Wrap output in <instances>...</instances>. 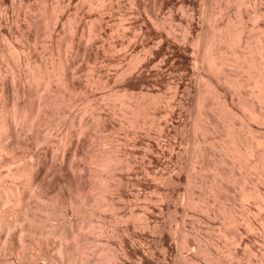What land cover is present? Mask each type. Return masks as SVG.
<instances>
[{
    "label": "bare ground",
    "instance_id": "6f19581e",
    "mask_svg": "<svg viewBox=\"0 0 264 264\" xmlns=\"http://www.w3.org/2000/svg\"><path fill=\"white\" fill-rule=\"evenodd\" d=\"M58 1L48 9L46 0H0V253L8 242L13 254L24 251L26 236L32 238L40 230L36 224L56 221L49 232L62 239L59 254L62 241L71 239L74 264H99L106 249L113 250L105 258L109 264H120L121 250L110 249L115 246L109 244L115 232L111 224L122 225L121 235L135 216L138 228L148 232L150 244L156 245L163 228L158 220L161 203L174 201L171 187L178 184L177 171L184 161L175 141H161L165 128L168 133L180 127L174 118L186 110L195 121L188 127L194 151L185 181L200 189L208 187L213 203L218 200V211L212 206L204 211L222 218L221 232L225 238L232 234L233 241L227 257L241 264L246 254L242 247L257 242L256 231L264 232V0H214L218 9L215 19L211 17L214 21L204 8L209 0H126L130 7L125 10L120 0ZM194 5L203 16L200 23L195 22ZM114 9L125 21L120 27L108 15ZM114 37L118 40L109 44ZM20 39L23 42L15 49ZM170 45L184 52L186 66L182 75L178 70V81L172 59L164 53ZM105 63L115 72L102 70ZM162 85L168 95L163 92L161 98ZM159 110L164 123L156 120ZM119 132L122 137L115 138ZM130 136L141 139L131 141ZM155 148L168 149L177 164L159 174L153 170L152 186L147 185L152 192L159 186L171 191L147 198L146 206L129 207L127 215H117L121 207L115 200L124 202L129 172L136 167L132 157L145 158ZM148 169L143 168L144 174L152 176ZM178 199L183 214L198 200L189 192ZM237 201L250 204L244 208L243 222L232 214ZM137 208L142 209L140 216L134 213ZM69 213L75 221L65 222ZM251 214L260 219L253 220ZM3 224L8 230L1 229ZM239 225L244 232L237 229ZM138 244L131 242L134 257L123 256L122 251L130 264L161 263L149 245L144 249L147 244ZM183 244L186 248L189 243ZM204 250L211 264H217L214 250ZM227 259L219 264H230Z\"/></svg>",
    "mask_w": 264,
    "mask_h": 264
},
{
    "label": "rangeland",
    "instance_id": "374dc122",
    "mask_svg": "<svg viewBox=\"0 0 264 264\" xmlns=\"http://www.w3.org/2000/svg\"><path fill=\"white\" fill-rule=\"evenodd\" d=\"M34 3H37L36 2V0H32ZM52 1V2H51ZM56 1H58V0H56ZM55 0H46V3L47 2H49V3H47V5H46V7L48 8V9H50L51 8V5H52V7L53 6H55L56 4H58V2H56ZM210 1V0H209ZM208 1V2H209ZM214 0H211L210 2H209V4H205L204 5V8H206L205 10L207 11V13L209 14L210 13V15H208V17L212 20V21H214V14H216V12H217V7H216V2H213ZM120 2H121V4L124 6H122V9L123 10H125V8H128L129 9V4H128V1H126V0H120ZM213 2V3H212ZM52 3V4H51ZM56 3V4H55ZM49 4V5H48ZM214 4V5H213ZM196 5H194V6H192L191 8L193 9V10H195L194 11V19H195V22L196 23H200L201 21H203V16L200 14V15H198L199 13H198V11L196 10L197 8L195 7ZM207 6V7H206ZM214 7V8H213ZM216 7V8H215ZM195 8V9H194ZM96 9V8H95ZM95 9L93 8V9H91V12H93L94 13V11H95ZM208 9V10H207ZM115 10H117V11H115ZM115 11V12H114ZM114 11L112 10V12L110 13L109 12V16H111V17H114V18H112L113 20L115 19V22H114V24L113 25H115L116 23H117V25H119V27H120V24L121 25H124V23H125V21H124V19L123 18H121V12H120V10L118 11V9H114ZM216 11V12H215ZM118 12H120V13H118ZM197 12V13H196ZM167 16V15H166ZM81 17V16H80ZM214 18V19H212V18ZM118 18V19H117ZM123 20V21H121V20ZM201 19V20H200ZM121 21V22H120ZM112 24L110 25L111 27L113 26ZM122 27V26H121ZM19 32H21L20 30H18ZM18 32V33H19ZM44 39H46V37H43ZM43 38H41L40 40H42L44 43H46V41L45 40H43ZM47 40V39H46ZM118 39H116V37H114L113 39H112V41H111V39L110 40H108V42H109V44L110 43H112V42H114V41H117ZM21 42H23L21 39L19 40V41H17V42H15L14 44H15V49H19V46L21 45L20 43ZM41 42V41H40ZM39 42V43H40ZM107 42V43H108ZM42 44V43H41ZM44 45V44H43ZM174 46V47H173ZM177 47H178V45H176ZM175 45H170L169 46V48H170V50L168 49L167 51H164V53H167V55H168V57H169V59L171 58L172 59V63L173 64H171V67L173 68V72H176V76H175V80L176 81H178V79L181 77V75L183 74V72L184 71H182V69H184L183 67H185L186 66V61L184 60V52H183V49L181 48V47H176ZM173 48V49H172ZM179 49V50H178ZM41 50V49H40ZM39 50V51H40ZM174 50V51H173ZM18 51V50H17ZM42 51V50H41ZM171 53V54H170ZM42 54V53H41ZM173 56V57H172ZM176 57V59H175V57ZM183 58V59H182ZM39 59V58H38ZM175 59V60H174ZM185 62H184V61ZM105 64H107V63H105ZM185 64V65H184ZM99 66H101V65H99ZM105 66V67H104ZM103 69L102 70H106V72L108 73V72H110L111 71V74L113 73V72H115V71H113V70H115V69H113V66H111V67H109V65L107 64V65H102L101 66ZM169 67V66H168ZM172 68H170L169 67V69H172ZM101 69V68H100ZM181 69V70H180ZM104 70V71H105ZM163 70H165V69H163ZM163 70H161L164 74H165V72L163 71ZM178 70H180V71H182V73L180 72V71H178ZM160 71V74H162V72ZM177 73L178 74H180L181 73V75H178L177 76ZM175 74V73H174ZM184 78V79H183ZM182 79L183 80H185L186 78H185V76L183 77L182 76ZM159 81H161L160 79H159ZM162 88L161 89H163V90H161L160 92H162V93H160L161 95V98L162 97H165V95L163 94V92L166 94V96L168 95V91H167V89H165L166 87H165V85L163 86H161ZM165 87V88H164ZM166 91V92H165ZM33 99V98H32ZM162 100V99H161ZM161 108H162V106H160ZM159 107V109H161ZM179 111V113H180V108H177ZM162 111H163V108H162ZM162 111L161 110H159V114H158V119H156V120H158L160 123H164V119L160 116L161 115V113H162ZM182 111V113H180L179 114V116L178 117H175L174 118V120L176 121H174L176 124H177V126H178V123H183V124H188V126H186L187 127V130H186V127H184L185 129H183V127H181L182 125L181 124H179L180 125V127L178 126L175 130H171L170 132H168V133H166V131H168L166 128H165V130H164V137H163V140L161 141V142H165L164 144H166V143H168V141H170V140H172V141H175V143H176V146L177 147H179L178 149L180 150V152L183 154V159H182V161H183V163H182V166H183V169L179 172V170L177 171L178 172V174L180 175L179 176V182H178V184H176L175 186H173V187H171V189L172 190H174V192H173V195L175 196H173L172 198L174 199V201H173V199H172V201L173 202H171L170 201V203L171 204H169L168 202H162L161 203V208L163 209L162 211H163V213H161V215H159V219L158 220H160V222H162V226H163V228H160V230H159V234H162V235H160V240H159V242L155 245V244H150V235H149V233L147 232H144L145 230H143L142 228H138V226H139V224L138 223H140V222H138L139 220L137 219L138 217L137 216H135L136 218H132V219H128V222L129 221H131V222H129L128 223V225H126V227L125 228H128L125 232H122L123 234H124V237L125 238H123V234L121 233V235H120V232L121 231H123V229L124 228H122V225H120L119 227L118 226H116L117 224L115 223V225H113L114 223L112 222V229H114L113 231H115L114 233H116L117 231L119 232V228L121 229L120 230V232L118 233L117 232V234H114V236L116 237H114L113 238V234L111 235L112 236V238H110V239H112V240H110V242H109V244H111L110 246H113V245H115V246H113V248H110V249H114V248H116V250H121V251H119V252H121V254H122V251H124L123 253L124 254H122L123 256L124 255H127L128 257L130 256H132V257H134V255H133V251H132V249H131V242H133V243H135V245H139L138 243H141V245H143V246H145L146 244V246L145 247H143L144 249L146 248H148V249H152L151 251H153L154 250V254L157 256L158 254H159V256H157L158 258V262L160 263H162V264H186L185 263V261H186V259H189V258H192V260L194 259L195 260V262L194 263H189V264H211V260H209V258L211 257V256H206L205 255V250L204 249H208V248H210V250H214L213 252H215V253H213L212 251V253H213V255H214V258H215V260H217L216 261V263L217 264H219L220 262H222L223 260H226L228 257H229V255H228V253H229V247H228V245H230L233 241H232V234H228V236L225 238L224 236H223V234H222V230H223V222L224 221H222V218L220 217V216H218V217H216V218H214V216H213V218H212V216H209L208 215V213H206V211H204V210H206V208H208V207H211L212 206V208H214V210H216V211H218L219 210V206H220V203L218 202V200L217 199H215L216 201L213 203V201H214V199L212 198V193H211V195H210V190H209V188L207 187L206 189H200V188H197L196 186H194V185H190V184H188L186 181H185V175H186V173L189 171V165H190V161L192 160L191 158H192V152L194 151L193 150V148H194V146H193V144H192V142H193V137H192V135H191V132H189L188 133V131L190 130V128H189V130H188V127H189V124L191 125V123L193 122L194 123V121L195 120H193V118H191L190 117V115H187L188 113L186 112V110H181ZM185 111V112H184ZM186 114V115H185ZM183 121H181L180 119ZM185 121H184V120ZM190 119V120H189ZM177 120H179V121H177ZM193 120V121H192ZM157 121V122H158ZM191 121V122H190ZM187 122V123H186ZM197 122H198V120H197ZM196 122V123H197ZM192 123V124H193ZM199 123H202V121H201V119H200V122ZM199 123H197V126H201V124L199 125ZM179 129V130H178ZM176 131V132H175ZM175 133V134H174ZM118 134V133H117ZM117 134H113V136L116 138V136L118 137V136H120V137H122V135H123V133L122 132H119V134L117 135ZM171 136H170V135ZM182 135V136H181ZM197 134H195V136H196ZM185 136V137H184ZM189 136V137H188ZM198 137L197 138H199V136H200V133H199V135H197ZM131 137V139H129V141L131 140V141H133V140H135L134 138H136L137 140L138 139H141V138H138V137H135L134 136V138H132V136H130ZM129 137V138H130ZM184 137V138H183ZM115 138H113V141H114V139ZM165 139V140H164ZM167 139V140H166ZM177 139V140H176ZM182 139V140H181ZM140 141V140H139ZM167 141V142H166ZM181 147V148H180ZM151 150V149H150ZM158 152H157V151ZM168 150V149H167ZM165 148L162 150L163 152H161V151H159L158 149H153V150H151V152H149V154H148V152H147V156H145V158H143V157H140L141 155H139V157H136V156H138V154L135 156V157H132V159H134L133 161L134 162H136V164L134 163V165H136V167H137V171H136V167L132 170V173H131V171L129 172V175H131L130 176V180H129V185H128V190H127V194H125V195H123V199H124V202H123V200L121 201V202H117V201H119V200H115L116 201V205H118L119 206V208L121 207V210L119 211L118 210V212L119 213H117V215H127V212H129V207H136V206H140V207H143V206H146L147 204V202H145L146 201V199L147 198H149V199H153L154 200V198L155 199H157V198H160L161 196H163V194H165L166 193V191H171V189H167V187L165 188V186H159V187H157L156 189H155V191L154 192H152V187H150V186H152V180H153V178H154V171L156 172H158L157 174H159L160 172H162V171H165L164 169H173L174 167H176V158L175 157H169L170 155L168 154L169 153V151H167ZM184 151V152H183ZM190 151V152H189ZM186 152V153H185ZM153 153V154H152ZM159 153V154H158ZM156 154V155H155ZM154 155V156H153ZM151 157V158H150ZM131 159V160H132ZM146 159V160H145ZM154 159V160H153ZM170 159V160H169ZM136 160V161H135ZM145 160V161H144ZM148 160V161H147ZM150 160V161H149ZM189 160V161H188ZM158 161V162H157ZM140 162V163H139ZM150 164V165H149ZM162 164H163V166H162ZM152 165V166H151ZM154 165V166H153ZM168 165V166H167ZM172 166H173V168H172ZM143 168H149L148 170L149 171H151V172H149V173H151L152 174V176L149 174V175H147V174H144L145 172H143L144 170H143ZM152 168V169H151ZM163 168V169H162ZM185 168H187V169H185ZM189 168V169H188ZM154 170V171H153ZM161 170V171H160ZM184 170V171H183ZM186 170V171H185ZM188 170V171H187ZM134 171H135V173H134ZM137 172V173H136ZM190 172V171H189ZM140 173V174H139ZM133 174V175H132ZM137 175V176H136ZM139 175V176H138ZM136 176V177H135ZM148 176V177H147ZM150 176H151V178H150ZM133 177H134V179H133ZM146 180H144V179ZM144 180V181H143ZM137 182H139V183H137ZM145 182V183H144ZM147 182V183H146ZM143 183V184H142ZM151 183V184H150ZM147 184H150V186L149 185H147ZM188 184V185H187ZM137 186V189L135 188L136 186ZM190 185V186H189ZM139 186V187H138ZM180 186V187H179ZM162 187H164L163 189H162ZM175 187V188H174ZM188 187V188H187ZM140 188V189H139ZM139 189V190H138ZM142 189V190H141ZM152 189V190H151ZM213 189L214 190H216L215 189V187H213ZM147 190V191H146ZM188 190V191H187ZM141 191V192H140ZM161 192V193H160ZM176 192V193H175ZM185 192H189V193H192L193 194V197L195 198V200L196 199H198V200H196L195 202L197 203V201H198V203L196 204L195 203V206H194V208H192L191 210H189V211H187V213H182V209L180 208L181 206V202H182V200H180V201H178V202H175L176 201V199H178V198H181L182 199V195L183 194H185ZM201 192V193H200ZM205 192V193H204ZM126 193V192H125ZM130 193V194H129ZM138 193V194H137ZM150 193V194H149ZM152 193V194H151ZM175 193V194H174ZM135 194H137V195H135ZM140 194V195H139ZM149 194V195H148ZM180 196H179V195ZM196 194V195H195ZM206 194V195H205ZM216 194H218V191H216ZM127 195V196H126ZM147 196V197H146ZM202 196H204V197H202ZM136 197V198H135ZM138 197V198H137ZM205 197H207V198H205ZM202 198H203V200H202ZM128 199V200H127ZM200 199V200H199ZM212 199H213V201H212ZM179 200V199H178ZM138 201V202H137ZM145 203V205H144V203ZM203 201V202H202ZM208 202V203H207ZM121 205V203H125V204H122L121 206L119 205V204ZM163 203H164V205H163ZM169 205H168V204ZM175 203L177 204L176 206H175ZM178 203L180 204L179 206H178ZM166 204V205H165ZM201 206H200V205ZM124 205V206H123ZM135 205V206H134ZM198 207H197V206ZM203 205H204V207H203ZM250 204L249 203H240L239 201H237L235 204H233V207H232V214L237 218H240L241 219V221L240 222H243V220L244 219H246L247 217V215H246V210L248 209L247 207L249 206ZM252 205V207L254 208V206H253V204H251ZM123 206V207H122ZM164 206V207H163ZM170 208H169V207ZM206 206H208V207H206ZM236 206V207H235ZM167 207V208H166ZM234 207H235V209H234ZM256 207V206H255ZM169 208V209H168ZM246 210H245V209ZM251 208L252 210V212L253 213H256V208ZM199 209L201 210V211H199ZM136 210V209H135ZM134 210V213H135V215L137 214V215H141L140 213H142V209L140 210L139 208H137V210L135 211ZM140 210V211H139ZM168 210V211H167ZM234 210V211H233ZM245 210V211H244ZM123 211V212H122ZM117 212V211H116ZM169 212V213H168ZM171 212V213H170ZM196 212V213H195ZM246 212V213H245ZM173 213V214H172ZM235 213V214H234ZM244 213V214H243ZM262 213H264V212H262ZM116 214V213H115ZM143 214V213H142ZM169 214V215H168ZM73 215V213H69L68 214V218H67V216L65 215L64 216V218H63V216H59V217H62L64 220H65V218H66V220H65V222H69V221H72V220H74L75 221V219H73V218H75V217H73L72 216ZM74 215H75V213H74ZM209 217H208V216ZM251 215H253V217H252V219L253 220H259L260 219V215H258V216H256L255 217V215L254 214H251ZM257 215V214H256ZM72 216V217H71ZM77 216V215H76ZM200 216V217H199ZM264 217V214L263 215H261V217ZM161 217V218H160ZM208 217V218H207ZM210 217H211V219H210ZM250 217V218H251ZM62 218L61 219H59V218H57V219H59V220H62ZM72 220H71V219ZM257 218V219H256ZM77 219V218H76ZM136 219H137V224H135L136 223ZM162 219V220H161ZM164 219V220H163ZM168 219V220H167ZM58 220V221H59ZM64 220H62V221H64ZM133 220V221H132ZM167 220V221H166ZM45 221H48V220H45ZM44 221V222H45ZM61 221V222H62ZM135 221V222H134ZM215 221V222H214ZM222 221V222H221ZM50 222V223H49ZM49 222H45V224L44 223H40V225H39V223L38 224H36V227H37V229H40L39 230V232H37L38 230L36 229V227H35V229L37 230V231H34V234H32V238L31 237H27L26 236V241L29 243H27V242H25V246H26V248H24L25 250L27 249L28 250V252H27V250L25 251H21L20 253H15V254H13V252H12V250H11V246H10V243L8 244L7 243V246L2 250V254L0 255V258L2 257V263H0V264H74V260H71L72 258H73V256H71V255H74V253H76V251L74 250V249H70V247H72L73 245H72V241H70L71 239H69L68 241H66V242H69V243H67V245H66V242L64 243V241H65V239L62 241L63 243V248L61 249V254H59L60 252H57L58 251V249H59V240H62V239H60L59 238V240H58V238L55 236V237H53V235L51 236L50 235V229H52V227L53 226H55V224H56V221H49ZM51 222H52V224H53V226H52V224H51ZM48 223V224H47ZM135 225V227H133L132 228V225L133 224ZM127 224V223H126ZM182 224V225H181ZM47 225V226H46ZM130 225V226H129ZM133 225V226H134ZM136 225H137V227H136ZM215 225V226H214ZM52 226V227H51ZM167 226V227H166ZM169 226H172V227H169ZM219 226V227H218ZM39 227V228H38ZM41 227V228H40ZM124 227V226H123ZM165 227V228H164ZM169 227V228H168ZM3 228V229H2ZM117 228H118V230H117ZM180 228V229H179ZM243 228H244V226H242V225H239L238 227H237V229L238 230H240V231H242V232H244V230H243ZM1 229L2 230H4L5 231V229H7V227L3 224L2 226H1ZM42 229V230H41ZM134 229H135V231H134ZM139 229V230H138ZM142 229V230H141ZM163 229V230H162ZM212 229V230H211ZM217 229V230H216ZM8 230V229H7ZM6 230V231H7ZM117 230V231H116ZM133 230V231H132ZM219 230V231H218ZM40 231H42L41 232V234H40ZM142 231V232H141ZM214 231V232H213ZM35 232H37L38 234H39V236L40 237H38V234L37 233H35ZM48 232H49V234H48ZM128 232V233H127ZM166 232V233H165ZM179 232V233H178ZM183 232V233H182ZM5 233V232H4ZM125 233H127V235L125 236ZM141 235H140V234ZM256 234H257V242L255 241L254 242V244H252L253 242H251L250 244H247V246L246 247H242V253L244 252V253H246L245 254V256H242L243 258H242V261L240 262L241 264H264V259H262V257H261V253H264V238H262V236H264V232H262V230L259 232H255ZM260 233V234H259ZM262 233V234H261ZM3 234V233H2ZM12 234V233H11ZM36 234V235H35ZM130 234V235H129ZM142 234H144V235H142ZM5 235V234H4ZM28 235V234H27ZM36 236L35 238H34V236ZM46 235V236H45ZM50 237H49V236ZM117 235V236H116ZM138 235H139V237H138ZM174 235V236H173ZM3 236V235H2ZM29 236V235H28ZM122 237L121 239H120V237ZM141 236V237H140ZM144 236V237H143ZM161 236H162V238H161ZM168 236V237H167ZM185 236V237H184ZM209 236V237H208ZM52 237H53V239H52ZM127 237V238H126ZM130 237V238H129ZM180 237V238H179ZM192 237V238H191ZM203 237V238H202ZM38 238V239H37ZM46 240H45V239ZM51 238V239H50ZM57 238V239H56ZM118 238H119V240H118ZM139 238V239H138ZM148 238H149V240H148ZM172 238V239H171ZM205 238V239H204ZM224 238V239H223ZM10 239V238H9ZM55 239H56V242H55ZM114 239H116V240H114ZM130 239H131V241H130ZM139 241H138V240ZM147 239V240H146ZM32 240V241H31ZM33 240L37 243V245H36V243L35 242H33ZM39 240H40V242H39ZM129 242H128V241ZM136 240V241H135ZM145 240H146V242H145ZM169 240V241H168ZM38 241V242H37ZM54 241V242H53ZM58 241V242H57ZM120 241H121V246L119 247V245H120ZM125 241V242H124ZM190 241V242H189ZM196 241V243L194 244V242ZM43 242V243H42ZM113 244H112V243ZM123 242V243H122ZM169 242V243H168ZM171 242V243H170ZM183 242L185 243H189L188 244V246L185 248L184 247V244H183ZM198 242H199V244H198ZM213 243V244H211V243ZM224 242V243H223ZM46 243V244H45ZM179 243V244H178ZM193 243V244H192ZM223 243V244H222ZM256 243H258V244H256ZM57 244V245H56ZM61 244V243H60ZM70 244V245H69ZM117 244H118V246H117ZM171 244V245H170ZM215 244V245H214ZM31 245V246H30ZM40 245V246H39ZM46 245V246H45ZM72 245V246H71ZM148 245L150 246V248L148 247ZM155 245V246H154ZM196 245V246H195ZM198 245V246H197ZM212 247H211V246ZM263 245V246H262ZM24 246V247H25ZM33 246V247H32ZM41 248V249H39V247ZM53 246V247H52ZM67 246V248H65ZM69 246V247H68ZM181 246V247H180ZM234 246V245H233ZM262 246V247H261ZM46 247H47V249H46ZM58 247V248H57ZM118 247H119V249H118ZM122 247V248H121ZM128 247V248H127ZM156 247V248H155ZM217 247V248H216ZM31 248V249H30ZM74 248V247H73ZM178 248V249H177ZM184 248V249H183ZM191 248V249H190ZM199 248V249H198ZM201 248H202V250H201ZM246 248H248V249H246ZM39 249V250H38ZM43 249V250H42ZM67 249H69V250H67ZM126 249V250H125ZM155 249H156V251H155ZM168 249V250H167ZM177 249V250H176ZM233 249H234V247H233ZM244 249H246V250H244ZM257 251H256V250ZM60 250V249H59ZM72 250V251H71ZM127 250H129V251H127ZM166 250V251H165ZM183 250V251H182ZM190 252H188V251ZM36 251V252H35ZM44 251H46V252H44ZM52 251V252H51ZM69 253H68V252ZM75 251V252H74ZM132 251V252H131ZM182 251V252H181ZM200 251V252H199ZM248 251H249V253L251 252L252 254L251 255H248L249 253H248ZM10 252V253H9ZM67 252V253H66ZM106 253V254H104V253ZM102 253H103V256H102V254H100V256L98 257V263H99V261H100V263L101 264H109L110 263V259L109 260H107V259H105L107 256L110 258V253L109 252H111V254L113 253V250H111V251H109V249L107 250L106 249V252L105 251H103ZM127 252V254H125ZM200 254H199V253ZM227 252V253H226ZM22 253V254H21ZM24 253V254H23ZM25 253H26V256H25ZM27 253H28V255H27ZM42 253V254H41ZM64 253V254H63ZM78 253V252H77ZM132 253V254H131ZM162 253V254H161ZM9 254V255H8ZM13 254V255H12ZM21 254V255H20ZM30 254H33V255H30ZM55 254V255H54ZM120 254V257H121V259H120V257H119V259H118V261H119V263L120 264H130V262L126 259V257L124 258L122 255ZM163 254H165L164 256L166 257V260L164 261V259H162V258H165L164 256H162ZM190 254H192V255H190ZM199 254V255H198ZM223 254V255H222ZM227 254V255H226ZM16 255V256H15ZM19 257H18V256ZM23 255V256H22ZM59 255V256H58ZM205 255V256H204ZM222 255V256H221ZM247 255V256H246ZM6 256H7V258H6ZM36 256V257H35ZM174 256V257H173ZM183 256V257H182ZM217 256V257H216ZM228 256V257H227ZM252 256V257H251ZM28 257V258H27ZM61 257V258H60ZM95 257H96V255H95ZM107 257V258H108ZM122 257L124 258L123 260H122ZM181 257V258H180ZM204 257H205V259H204ZM17 260H16V259ZM40 258V259H39ZM161 258V259H160ZM179 258V259H178ZM199 258V259H198ZM9 260V262H8V260ZM68 259V260H67ZM160 259V260H159ZM230 258H228L227 260L229 261V262H231L232 264H238L239 263V261H238V263H236V261L234 260V262L232 261V259H231V261L229 260ZM259 259V260H258ZM6 260H7V263H6ZM176 260V261H175ZM178 260V261H177ZM208 260V261H207ZM255 260H256V262H255ZM20 261V262H19ZM34 261V262H33ZM106 261H108V262H106ZM121 261V262H120ZM27 262V263H26ZM124 262V263H123ZM170 262V263H169ZM181 262V263H180ZM248 262V263H247ZM250 262V263H249ZM99 263V264H100ZM160 263V264H161ZM230 263V264H231Z\"/></svg>",
    "mask_w": 264,
    "mask_h": 264
}]
</instances>
